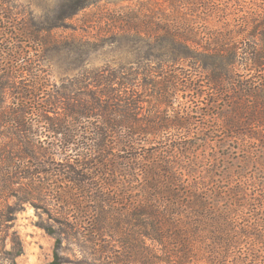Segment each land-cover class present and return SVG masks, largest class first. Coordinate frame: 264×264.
Wrapping results in <instances>:
<instances>
[{
    "label": "trees",
    "instance_id": "1",
    "mask_svg": "<svg viewBox=\"0 0 264 264\" xmlns=\"http://www.w3.org/2000/svg\"><path fill=\"white\" fill-rule=\"evenodd\" d=\"M57 1L54 25L39 32L56 31L61 28L76 31L70 28L69 22L88 12L99 2ZM228 2L229 0L225 3ZM248 2L258 10L250 12L249 16L238 17L237 26L228 25L230 31L236 28L237 32H226L228 34L226 36L210 34L207 38L201 33L197 34L199 29L194 27L191 20L181 18L183 15L180 17V23L175 20L169 21L166 25L153 21L141 24L142 22L132 19V14L105 17L123 34L132 33L135 44L147 45L149 57L159 61V70L149 77L153 78V81L149 78L142 79V93H135L131 89V84L140 76H134L133 70H116L107 66L96 71L84 70L72 80L59 85L50 84L43 75L44 71L34 66L35 61L29 56L30 51L25 49L30 41L36 43L38 47L43 42L29 32L27 27L20 28L21 20L9 14L10 0H0L2 18L0 54H5L11 61V64L4 68L0 66V92L10 100V105L0 107V122L8 124V132L3 135L0 143V156L3 157L4 153L6 158L12 156L11 166L8 168L13 169L9 173L0 165V172H5L0 173L4 180L0 181L1 187L6 189L10 187L9 178L15 180L17 184L39 186L44 176L51 178L55 173L54 176L59 178L63 186L62 191L69 194L53 197L65 208L58 212L60 218L56 221L57 224L72 231L71 234L76 237L79 244H94L105 239L118 241L121 246L128 247L124 259L129 255L132 264L233 263L228 260L235 244L231 240L234 237L231 234L238 235L235 237L238 245L241 236H259L252 231H233L234 227L230 223L231 210L227 206L229 199L232 200L236 196L231 198L227 195L226 202L216 196L211 199L206 191L198 192L196 185L181 180L176 174V169L172 170L169 166L168 171L163 161L151 165L148 169V161L140 156L138 146L141 140L137 142L134 137L152 131L159 132L163 128L160 105L166 101L167 95L165 88L167 86L164 87L162 81L167 78L163 74L165 64L175 65L177 61H186L193 65L199 63V68H194L193 65H189V68L202 71L205 82H201L204 85L195 86L197 82L194 84L192 82L198 76L190 73L185 74L187 80L175 83L169 79L165 83L171 82L175 86L185 84L188 85L185 89L192 91L195 96L215 94V98L220 93H228L227 86L223 88L224 83L234 79L235 73L228 67L236 63L244 68L248 65L249 73L256 71L259 74L256 80L260 82H253L251 80L253 76L247 80L242 79L240 83L238 82L237 90L251 98L252 102L258 101L255 97L263 96L264 0ZM172 6L178 8L176 4ZM175 14H180V11L176 10ZM186 21L192 25L188 23L186 27L185 23H182ZM235 35H238L241 41H235ZM54 37L55 40H59V36ZM3 43L6 47L13 44L14 48L11 50L9 47L3 51ZM187 44L201 51L189 49ZM22 45L24 47L21 49ZM17 59L23 63L21 69L16 67ZM128 75L130 76L127 77ZM149 86L152 89L149 91L152 99L154 97L162 103L155 107V120L143 116L138 119L136 112L139 111V104L142 101L137 100V97L143 94L149 97L147 92ZM259 99L260 106L254 103L249 106L254 113L247 119L249 127L257 128L261 132L262 136L258 141L264 147V98ZM212 102H214L212 106L215 107V101ZM237 106L234 113L239 115L236 112ZM6 111H11L14 116L8 115ZM33 115L40 117L39 122L46 126L43 132L35 131L30 120ZM50 115L52 116L49 117ZM235 116L236 114H233V117ZM90 120L99 122L91 123ZM235 121L240 124L237 119H228L224 125L226 130L231 129ZM115 134L117 136L113 137ZM42 135L45 138L51 135V141L41 140ZM53 148L61 150L64 158L60 168L55 172L49 168L48 161L52 158ZM70 151L76 154L69 156ZM139 158L142 160L139 169L143 171V176L139 180H134L133 172L136 166L133 162H139ZM97 168L102 170V173L99 172L101 176H116L118 187L131 192L112 193L113 181H109L111 184L106 188L100 185L102 180L96 181L92 174L97 172ZM42 174L44 176L40 177ZM135 183L139 184L140 191L137 195H131L134 190L131 188ZM70 209L76 212L72 213ZM66 230L61 234L67 236ZM209 237L211 240L215 239V243L214 241L208 243ZM61 242L60 237L55 238V251L50 264H63L58 254ZM146 242H149V246ZM97 253H100L103 264H111L110 260L114 253L103 249ZM20 254V247L17 250L13 249L10 264H15L14 260ZM115 259L114 256L113 264H118Z\"/></svg>",
    "mask_w": 264,
    "mask_h": 264
},
{
    "label": "rangeland",
    "instance_id": "2",
    "mask_svg": "<svg viewBox=\"0 0 264 264\" xmlns=\"http://www.w3.org/2000/svg\"><path fill=\"white\" fill-rule=\"evenodd\" d=\"M10 1L9 14L21 20L20 28L27 27L29 32L43 42L38 47L36 43L30 41L25 49L30 51L29 56L35 61L34 66L44 71L43 75L50 84L59 85L72 80L84 70L96 71L107 66L116 70H133L134 76H140L136 77L131 84V89L135 93H142V79L149 78L159 70V61L153 56V58L149 57L147 53L150 51L147 45L140 43L138 46L132 39V33L123 34L105 17L112 15L123 17L132 14V19L142 22L141 24L153 21V23L166 25L169 21L175 20L180 23V17L183 15L181 18L191 20L194 27L199 29L197 34L201 33L207 38L210 34L226 36L227 33L237 32L236 28L230 31L228 25L237 26L238 17L249 16L250 12L258 10L248 0L237 2L229 0L228 3H225L227 0H98L96 6L69 22L70 28L76 31L61 28L56 31L39 32L54 25L58 1ZM171 1H174L173 5H178L177 9L172 6ZM176 10L180 11V14H175ZM190 22L182 23L188 27V23L192 25ZM54 36H59V40H55ZM237 36L235 35V41H241V38ZM2 45L3 51L9 47L11 50L14 48L13 44L9 47H6L4 43ZM187 45L189 49L201 51L191 44ZM23 47L24 45L21 49ZM16 62V67L21 69L23 65L21 60L17 59ZM9 63L11 64V61L8 57L0 54L1 68ZM172 64L163 66V74L166 75L164 77H167L162 80L163 86H167L165 102L162 103L154 97L152 99L150 86L147 87L149 97L145 94L137 97V100L142 101L139 104V111L136 112L138 119L143 116L155 120V107L161 103L160 112L163 115V128L159 132L152 131L146 135L134 137L137 142L141 140L138 146L140 156L148 161V169L151 165L163 161L166 169L169 166L172 170L176 169V174L181 180L196 185L198 192L206 191L211 199L216 196L226 202L227 195L231 198L235 195V198L229 199L227 206L232 211H230V223L234 227L233 231H252L259 236H241L238 245L235 240L238 235L232 233L234 237L231 240L235 244L228 260L233 261L231 264H264V147L258 141V138L262 136L261 132L257 128L249 127L248 124V119L254 113L249 106L253 103L260 106L259 98H264V93L262 97H255L258 99L257 102L256 100L252 102L251 98L237 90L240 81L247 80L251 76H253L251 79L253 82L259 83L260 81L256 80L259 74L256 71L249 73L248 65L244 68L236 63L228 67L225 63V66L229 69L231 67V71L235 73L233 80L224 83L223 88L227 86L228 93L218 94L217 99L215 94L198 97L192 91L185 89L188 85L178 83L179 85L175 86L171 82H165L169 79L175 83L187 80L185 74L190 73L198 76L192 82L193 84L197 82L195 86L204 85L202 71L190 70L189 65L193 64L186 61H177L175 65ZM193 66L199 68L200 64L195 63ZM152 79L150 81H153ZM189 87L192 86L189 85ZM221 99L224 100L221 101ZM212 101H215V107L212 106L214 103ZM7 104L10 105V100L0 92V107L3 108ZM236 106V112L239 115L234 113ZM6 113L14 116L11 111ZM233 114L236 116L233 117ZM230 118L239 120L240 124L235 121L231 129L226 130L224 125ZM39 119L40 117L36 115L30 118L35 131L41 133L45 125L43 126ZM90 121L96 124L99 122ZM7 132L8 124L0 122V143ZM115 136L117 135H113ZM50 137L51 135L46 138L42 135L41 140L50 142ZM51 153L52 158L48 160L49 168L55 172L60 168L64 158L59 149L53 148ZM74 154H76L74 151L68 152L69 156ZM140 158L139 162H133L136 166L133 172L134 180H139L143 176V171L139 169L142 163ZM11 161L12 156L6 158L5 153L3 157L0 156V165L9 173L13 170L8 168L11 166ZM97 172L92 174L96 181L102 180L100 185L103 187H108L111 184L109 181H113L112 193L131 192L118 187L116 176H101L99 172L102 173V170L98 168ZM54 174L51 178L42 174L40 177L44 176V180L39 186L17 184L15 180L9 178L8 182L11 184L6 189L1 187L2 182H0V214H2L0 215V264H10L13 249L17 250L18 247L21 249V254L15 258V264H50L55 251V238L59 237L62 242L58 247V254L63 264H103L100 253H97L102 249L114 253L118 264H132L129 255L124 259L126 257L124 253L128 247L121 246L117 243L118 241L105 239L94 244H79L76 237L71 234L72 231H68L66 226L63 228L57 224L56 221L60 218L58 212L65 208L53 197L69 196V194L62 191L63 186ZM163 174L167 175V173ZM0 181L4 180L0 177ZM131 189H134L131 195H137L140 191L139 184L135 183ZM70 211L76 212L73 209ZM74 216L77 217V215ZM64 230L67 236L61 234ZM213 241L215 243V239L211 240V237L207 240L208 243ZM146 245L149 246V242H146ZM255 251L257 253H253ZM114 256L110 260L111 264H113Z\"/></svg>",
    "mask_w": 264,
    "mask_h": 264
}]
</instances>
